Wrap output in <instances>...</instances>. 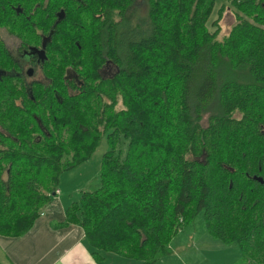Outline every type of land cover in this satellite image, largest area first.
<instances>
[{
    "label": "trees",
    "instance_id": "trees-1",
    "mask_svg": "<svg viewBox=\"0 0 264 264\" xmlns=\"http://www.w3.org/2000/svg\"><path fill=\"white\" fill-rule=\"evenodd\" d=\"M226 1L235 22L217 39L223 7L207 24L213 0H147L135 24L133 0H0V27L23 43L52 30L46 87L30 98L0 75V235L25 233L58 175L104 137L97 186L60 223L81 227L95 262L112 253L158 264L201 213L240 261L264 264V0ZM11 61L0 40V68Z\"/></svg>",
    "mask_w": 264,
    "mask_h": 264
},
{
    "label": "rangeland",
    "instance_id": "rangeland-1",
    "mask_svg": "<svg viewBox=\"0 0 264 264\" xmlns=\"http://www.w3.org/2000/svg\"><path fill=\"white\" fill-rule=\"evenodd\" d=\"M213 1V9L207 24L216 16V9L222 6L223 12L220 20V31L217 35V39H220L235 22L232 14L233 9L226 0ZM146 12L147 0H133L127 16L131 24L141 23V20L146 16ZM209 29L211 28L209 27ZM3 37L7 45L11 46L14 43V40L6 37L4 34ZM112 68L109 64L107 75H111ZM208 107H206L208 112H204L200 118V124L202 126L207 124L209 114L215 111L213 105ZM118 147L123 152L125 142L120 143ZM107 149L108 146L105 138L101 137L97 147L87 160L61 172L57 180V187L61 190V195L68 198L74 197L75 199L77 193L79 194L80 191L95 189L98 184L100 157ZM39 191L43 193L47 192L44 188H39ZM205 235L208 236V241L204 240ZM168 247L170 248V254L159 260L158 264H258L254 259L245 258L240 261L238 250L234 244L221 242L208 235L201 213L194 216L192 220L184 224L171 237Z\"/></svg>",
    "mask_w": 264,
    "mask_h": 264
},
{
    "label": "crops",
    "instance_id": "crops-1",
    "mask_svg": "<svg viewBox=\"0 0 264 264\" xmlns=\"http://www.w3.org/2000/svg\"><path fill=\"white\" fill-rule=\"evenodd\" d=\"M52 193L31 227L19 236L0 235V263L10 264H137L127 257L105 253L95 262L83 243L77 224L64 221L65 209L76 198ZM204 240L208 241L205 235ZM180 264V263H179ZM182 264V263H181Z\"/></svg>",
    "mask_w": 264,
    "mask_h": 264
},
{
    "label": "flooded vegetation",
    "instance_id": "flooded-vegetation-1",
    "mask_svg": "<svg viewBox=\"0 0 264 264\" xmlns=\"http://www.w3.org/2000/svg\"><path fill=\"white\" fill-rule=\"evenodd\" d=\"M62 17L63 14H60L58 12L56 13V21L58 19H61ZM49 32L51 36V29L38 31L35 38L36 44H28L23 43L21 38H18V36L15 33L11 32L7 27H0V40L12 57L11 62L15 63V66H9L7 69L0 68V75H7L5 76V80H9L11 82V85H13L14 87L23 89L25 91V94L30 98V91L32 88L46 87L49 82L48 78L45 76L42 70V63L44 61V58L46 57V50L44 48L46 43L50 40V36L48 37ZM3 34L6 37L14 40V43H12L11 46L7 45L4 40ZM47 37L48 40H46ZM109 64L110 63L108 61L102 64V66L98 70L100 76H109L107 75ZM63 78H65L68 83H74L76 86L80 84L78 77L75 75L74 71L69 68H66L64 70ZM59 86H62V84L59 83ZM69 91H72V89L70 88Z\"/></svg>",
    "mask_w": 264,
    "mask_h": 264
},
{
    "label": "water",
    "instance_id": "water-1",
    "mask_svg": "<svg viewBox=\"0 0 264 264\" xmlns=\"http://www.w3.org/2000/svg\"><path fill=\"white\" fill-rule=\"evenodd\" d=\"M50 36V32H49V34H48V37ZM48 37H47V39L46 40H48ZM256 179V178H255Z\"/></svg>",
    "mask_w": 264,
    "mask_h": 264
},
{
    "label": "built area",
    "instance_id": "built-area-1",
    "mask_svg": "<svg viewBox=\"0 0 264 264\" xmlns=\"http://www.w3.org/2000/svg\"><path fill=\"white\" fill-rule=\"evenodd\" d=\"M58 192V190H55V193H57Z\"/></svg>",
    "mask_w": 264,
    "mask_h": 264
}]
</instances>
